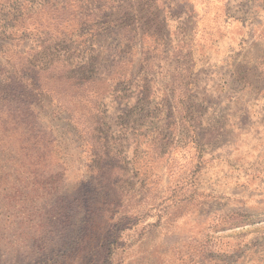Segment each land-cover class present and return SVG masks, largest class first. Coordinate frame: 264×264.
I'll list each match as a JSON object with an SVG mask.
<instances>
[{
	"label": "rangeland",
	"instance_id": "374dc122",
	"mask_svg": "<svg viewBox=\"0 0 264 264\" xmlns=\"http://www.w3.org/2000/svg\"><path fill=\"white\" fill-rule=\"evenodd\" d=\"M0 32V264H264V0H0Z\"/></svg>",
	"mask_w": 264,
	"mask_h": 264
},
{
	"label": "trees",
	"instance_id": "16d2710c",
	"mask_svg": "<svg viewBox=\"0 0 264 264\" xmlns=\"http://www.w3.org/2000/svg\"><path fill=\"white\" fill-rule=\"evenodd\" d=\"M5 32V31H4ZM4 32H0V36H2L3 34H4ZM6 37L8 38V36L6 35ZM103 177L104 178H102L103 180H105V181H109V179H107V176H105V174L103 175ZM109 183H111V182H109ZM108 183H106V187L108 188V185H107ZM100 190H103V188H100ZM108 190H109V188H108ZM118 197V196H117ZM116 199V197L114 198V200ZM117 203V202H116ZM116 203H115V205H116ZM117 206V205H116ZM117 208V207H116ZM120 210V209H119ZM100 221L101 220H99V219H97L95 222H93V227L95 226V225H99V223H100ZM106 221L108 222L109 221V219H106ZM101 222H104V221H101ZM104 225L106 226L107 225V223H104ZM92 227V228H93ZM94 229V228H93ZM95 229H96V226H95ZM108 229H110V225L108 226ZM94 234H92L91 235V238H93V239H84L83 241V243H79V245H81V247L84 245V247L85 246H94L93 244H95V243H93V242H98L99 241V236H98V233L95 231V232H93ZM89 243H88V242ZM109 247H110V245H109ZM93 250H95V249H93ZM102 255V257L103 258H105V255H104V253L103 252H101V253H99V256H101ZM95 256V253H92L91 251H89V252H86V253H82V254H80V252L79 251H77L76 253H74V254H70V255H64V256H62V257H60L59 259L57 258V257H52L51 259H49L47 262H45L44 264H88L91 260H92V258Z\"/></svg>",
	"mask_w": 264,
	"mask_h": 264
}]
</instances>
